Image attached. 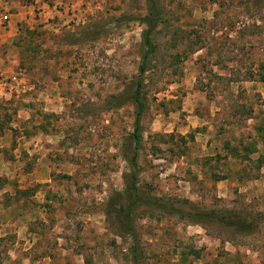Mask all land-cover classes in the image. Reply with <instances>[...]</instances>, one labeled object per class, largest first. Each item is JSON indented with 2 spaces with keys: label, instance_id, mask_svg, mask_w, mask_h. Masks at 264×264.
<instances>
[{
  "label": "rangeland",
  "instance_id": "obj_1",
  "mask_svg": "<svg viewBox=\"0 0 264 264\" xmlns=\"http://www.w3.org/2000/svg\"><path fill=\"white\" fill-rule=\"evenodd\" d=\"M15 2L31 16L0 43L17 61L0 68V264H264V0H156L139 150L146 0ZM133 156L144 202L252 232L141 202L125 218Z\"/></svg>",
  "mask_w": 264,
  "mask_h": 264
},
{
  "label": "trees",
  "instance_id": "obj_2",
  "mask_svg": "<svg viewBox=\"0 0 264 264\" xmlns=\"http://www.w3.org/2000/svg\"><path fill=\"white\" fill-rule=\"evenodd\" d=\"M147 2V15L142 19V25H144L145 30L142 33V44L144 47V54L142 55V63L139 67L138 79L135 84V91L132 96V104L135 107V120L133 126V139L136 150L140 149L141 145V120L144 110V104L142 102L143 94V76L146 73L148 58L154 52V46L152 44V35L156 31L158 25L160 24L159 11L157 7L156 0H146ZM264 83V78L260 80ZM130 168L132 173L130 175L131 183L126 186L125 195L127 201V213L124 212V217L129 218L131 216L130 209L137 203L141 202L146 206L157 207L160 210L168 214H179L182 217H188L194 219L197 223L201 221H206L209 223H216L222 225L225 228H229L231 231H234L236 234H247L252 232V225L245 220H237L234 216L230 214H216L215 212H205V213H182L175 210L174 207L169 205H162L159 203H151L149 201L144 202L141 200L138 189H137V162L136 156L129 161ZM130 213V215H129ZM128 234L133 235V230L131 226L127 228ZM133 251L136 253L137 248L134 246Z\"/></svg>",
  "mask_w": 264,
  "mask_h": 264
},
{
  "label": "crops",
  "instance_id": "obj_3",
  "mask_svg": "<svg viewBox=\"0 0 264 264\" xmlns=\"http://www.w3.org/2000/svg\"><path fill=\"white\" fill-rule=\"evenodd\" d=\"M8 8H12L13 10H16L17 14L12 16L13 20L12 22H10V26L9 29L6 31V33L2 32L0 29V36H3L4 39L0 40L1 44H5V42L8 41V39H10L12 37L13 31L14 30V22L13 21H23L25 19V15L26 16H31V11L29 8H24L22 7L19 3H16L15 0H0V11H6ZM37 9H44L43 11L46 13L49 9L43 4L41 5L40 8ZM27 10H29V14L27 13ZM50 12H48L47 14L49 15ZM4 17V16H3ZM10 18V15L8 16ZM15 63H17L16 61V57H15V53L12 52V54H8L4 57H2L0 55V68H2V66H4L3 72L9 70L7 67V65L12 64L15 65ZM1 73L4 74V73ZM15 80V79H14Z\"/></svg>",
  "mask_w": 264,
  "mask_h": 264
},
{
  "label": "built area",
  "instance_id": "obj_4",
  "mask_svg": "<svg viewBox=\"0 0 264 264\" xmlns=\"http://www.w3.org/2000/svg\"><path fill=\"white\" fill-rule=\"evenodd\" d=\"M3 21H8V17L4 16Z\"/></svg>",
  "mask_w": 264,
  "mask_h": 264
}]
</instances>
